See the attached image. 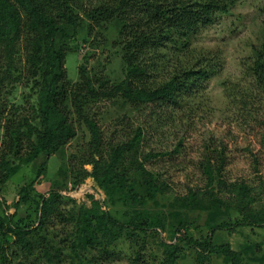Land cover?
I'll return each instance as SVG.
<instances>
[{"label":"trees","instance_id":"1","mask_svg":"<svg viewBox=\"0 0 264 264\" xmlns=\"http://www.w3.org/2000/svg\"><path fill=\"white\" fill-rule=\"evenodd\" d=\"M80 1L0 0V192L22 166L59 152L82 126L90 139L76 161L79 169L72 175L73 184L78 187L92 178L104 200L88 194L90 206L77 207L70 200L74 206L66 211L58 190L32 195L33 184L44 171L42 163L34 179L17 192L13 214L7 213L0 198V264H61L67 257L86 264L88 251L99 248L97 256L108 258L121 238L137 243L142 234L152 231L169 235L168 241H159L161 264H176L186 250L194 252L198 264H207L212 256L228 264H245L241 251L218 242L216 234L239 227L264 228V207H251L254 195L246 185L226 182L221 175L224 159L208 154L200 163L204 185L166 199V181L147 164L174 152L142 150L158 130L151 120L168 116L218 74L220 64L212 56L191 53L189 39L226 13L234 1L91 0L84 7ZM84 18L90 33L93 26L115 22L124 73L117 83L90 77L83 67L78 68L76 82L68 79V44ZM168 67L172 70L165 80L155 83L156 73ZM244 73L264 107V54L251 57ZM15 86L29 90L21 105L5 99ZM116 98L136 111L145 109L148 115L130 138L108 143L92 107ZM69 161L74 168L71 157ZM118 205L124 208V218L106 210ZM241 210L246 212L241 219L229 221L230 211ZM201 219L204 233L195 238L192 229H200ZM53 225L62 228L65 239L56 240L60 233H51ZM143 244L130 264L145 261Z\"/></svg>","mask_w":264,"mask_h":264},{"label":"rangeland","instance_id":"2","mask_svg":"<svg viewBox=\"0 0 264 264\" xmlns=\"http://www.w3.org/2000/svg\"><path fill=\"white\" fill-rule=\"evenodd\" d=\"M90 1L81 0L80 5L84 7ZM232 1L234 2L226 13L218 14L211 25L201 28L189 39L191 53L198 57L212 56L220 64L218 74L208 81L204 90L183 99L180 105L171 109L168 116H158L159 122L151 120L153 125L158 124V130L150 135L142 150L174 152L147 164L159 178L166 181V199L184 195L189 188L202 187L205 175L200 163L208 154H216L224 159L222 177L227 183L246 185L254 195L251 207L260 209L264 207V107L254 97L256 94L252 92L244 72L251 57L264 54V0ZM89 25V21L84 18L75 39L68 44L65 60L67 77L76 82L78 68L83 67L90 77H106L110 83H117L122 80L124 73L121 60L123 54L115 22L111 21L100 28L93 26L90 28L92 33L88 31ZM170 70L172 67L160 70L156 73L154 82H163ZM6 88L9 89V86ZM27 95V88L15 86L5 95V99L8 103L21 105L23 97ZM92 109L108 143L130 138L135 128L148 115V112L144 113L145 109L136 111L121 98L102 100L93 105ZM89 139L88 131L77 126L76 136L59 152L47 157L41 155L31 164L22 166L0 192V198L3 197L5 206L8 207L7 213H14L12 204L17 192L21 186L34 179L42 163L44 171L34 182L32 195L43 196L51 189L58 190L63 197L61 208L66 211L74 206L70 200H74L77 207L82 204L90 206L88 194L103 201L104 194L96 187L92 178H87L78 187L72 180L75 170L79 169L76 161L84 152ZM70 157L74 168L70 166ZM213 162L214 160L211 163L216 166ZM84 168L91 171L89 165ZM222 197L225 198L226 194ZM235 204H232L233 207H238L239 211L240 206ZM116 207L109 206L106 210L116 217L124 218V208L120 205ZM244 214L245 211H230L229 221L232 217L241 219ZM199 223L200 229H192L195 238L204 233L201 228L202 219ZM51 233H60L56 240L65 239L67 235L60 226L55 225L52 226ZM216 235L218 242H228L233 250L241 251L245 264H264V258L262 261L252 259L264 257L263 227H239L234 232L222 231ZM168 239V234H157L155 231L142 234L137 243L132 239L121 238L112 247L113 255L105 258L98 254L100 258L97 256L99 248H96L87 252L88 260L85 263L130 264L131 257L144 246V242L146 255L142 263L161 264L163 248L159 241ZM169 242L173 244L175 241ZM93 256L97 258L95 262H92ZM65 259L61 264H80L70 257ZM195 259L194 252L186 250L180 253L176 264H198ZM207 264L228 263L221 257L212 256Z\"/></svg>","mask_w":264,"mask_h":264}]
</instances>
